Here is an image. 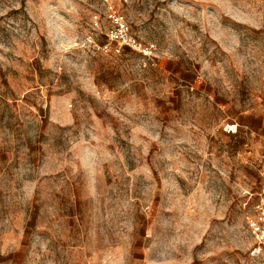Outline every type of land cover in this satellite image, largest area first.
<instances>
[{"label": "rangeland", "instance_id": "obj_1", "mask_svg": "<svg viewBox=\"0 0 264 264\" xmlns=\"http://www.w3.org/2000/svg\"><path fill=\"white\" fill-rule=\"evenodd\" d=\"M261 201L264 0H0V264H258Z\"/></svg>", "mask_w": 264, "mask_h": 264}, {"label": "built area", "instance_id": "obj_2", "mask_svg": "<svg viewBox=\"0 0 264 264\" xmlns=\"http://www.w3.org/2000/svg\"><path fill=\"white\" fill-rule=\"evenodd\" d=\"M117 24H121V19H115ZM119 34H115L116 40L124 39L123 31H119ZM228 133H235V129H232L231 126H228ZM254 216L247 218L249 231L252 238L256 243V247L251 251V256L259 259L258 264H264V204L260 203L254 207Z\"/></svg>", "mask_w": 264, "mask_h": 264}, {"label": "crops", "instance_id": "obj_3", "mask_svg": "<svg viewBox=\"0 0 264 264\" xmlns=\"http://www.w3.org/2000/svg\"><path fill=\"white\" fill-rule=\"evenodd\" d=\"M260 203H263L264 204V201H261V202H258L256 204H254L253 207H252V209H254L255 205L260 204Z\"/></svg>", "mask_w": 264, "mask_h": 264}]
</instances>
